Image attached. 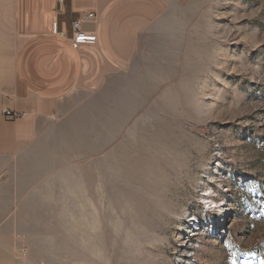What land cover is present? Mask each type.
<instances>
[{"label": "rangeland", "instance_id": "rangeland-1", "mask_svg": "<svg viewBox=\"0 0 264 264\" xmlns=\"http://www.w3.org/2000/svg\"><path fill=\"white\" fill-rule=\"evenodd\" d=\"M164 2L24 158L4 264H264V0Z\"/></svg>", "mask_w": 264, "mask_h": 264}, {"label": "crops", "instance_id": "crops-1", "mask_svg": "<svg viewBox=\"0 0 264 264\" xmlns=\"http://www.w3.org/2000/svg\"><path fill=\"white\" fill-rule=\"evenodd\" d=\"M165 12L164 0H0V264L10 262L13 206L27 192L24 158L69 126L79 96L134 70L143 34ZM88 13L97 20L81 29L97 41L75 48L72 24Z\"/></svg>", "mask_w": 264, "mask_h": 264}, {"label": "built area", "instance_id": "built-area-1", "mask_svg": "<svg viewBox=\"0 0 264 264\" xmlns=\"http://www.w3.org/2000/svg\"><path fill=\"white\" fill-rule=\"evenodd\" d=\"M97 20V15L93 13L81 14V16L72 24V44L77 48L81 44H95L97 37L93 33H86L81 29L83 23H93ZM67 36V35H65ZM4 116L10 120L15 121L19 115L13 111L4 112Z\"/></svg>", "mask_w": 264, "mask_h": 264}]
</instances>
